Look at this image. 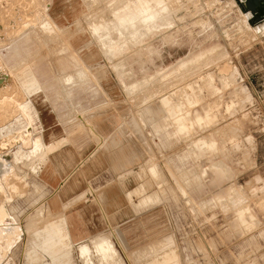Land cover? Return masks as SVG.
Returning <instances> with one entry per match:
<instances>
[{
	"label": "rangeland",
	"instance_id": "obj_1",
	"mask_svg": "<svg viewBox=\"0 0 264 264\" xmlns=\"http://www.w3.org/2000/svg\"><path fill=\"white\" fill-rule=\"evenodd\" d=\"M139 1L0 0V156L12 165L0 174V205L15 229L0 239V264H65L73 248L74 264H87L68 247L72 232L70 243L66 234L54 241L49 259L38 246L44 233L34 234L63 217L70 229L108 235L115 264L172 251L178 264H264L263 6L252 13L246 0H163L167 12L154 23L138 16L120 28L119 15ZM177 107H208L209 117L185 121L189 133L177 134ZM34 140L35 163L19 159L18 147ZM200 141L210 144L204 156ZM216 166L226 179L214 187Z\"/></svg>",
	"mask_w": 264,
	"mask_h": 264
},
{
	"label": "bare ground",
	"instance_id": "obj_2",
	"mask_svg": "<svg viewBox=\"0 0 264 264\" xmlns=\"http://www.w3.org/2000/svg\"><path fill=\"white\" fill-rule=\"evenodd\" d=\"M254 2L255 0H246V3H248V2ZM163 0H141V1H139V3L136 5V7L134 6V7H130V4L131 3H129V5L128 6H126V8H125V6L123 7V11L124 12H122V9H121V12H120V10H119V20H118V18L117 17H115L114 19H115V21H116V18H117V20L118 21H120L121 22V25H120V28H122L121 26H123L124 28L126 27V26H124V24L125 23H128V22H131L132 23V21H133V19L134 18H136V17H144V19H143V21L145 20L147 23H151V21L154 23V21H155V19L158 17V16H161L162 14H165L166 12H165V10H166V6H165V4H163ZM132 5V4H131ZM263 6V9H264V0H260L259 1V3H258V5H257V7L255 8V9H250L249 7H248V9L252 12V13H257L259 10H260V8ZM168 9V8H167ZM118 11V10H117ZM116 13V12H115ZM118 14V13H117ZM117 14H114V15H117ZM118 16V15H117ZM139 17L138 18H136V19H139ZM159 18V17H158ZM157 18V19H158ZM164 18H166V19H168L167 17H164ZM163 18V19H164ZM165 19V20H166ZM140 20H142V19H140ZM136 22H139V21H137L136 20ZM136 22H135V20L133 21V23H135L136 24ZM116 22H114V24H115ZM131 23H128V24H130L131 25ZM146 23V24H147ZM119 24V23H118ZM128 24H126V25H128ZM143 24H144V22H143ZM152 24V23H151ZM129 25V27H134V26H136V25H131L130 26ZM145 25V24H144ZM119 25H117V27H118ZM147 27H148V25H146ZM114 27H116V26H114ZM128 27V26H127ZM126 27V28H127ZM150 27V26H149ZM102 28V27H101ZM119 28V27H118ZM117 28V29H118ZM137 28V27H136ZM99 29V28H98ZM100 30V29H99ZM118 30H120V29H118ZM134 30V29H133ZM141 30V29H140ZM107 43V42H106ZM109 43V42H108ZM110 44H112V48H113V50L114 51H117L118 50V46L116 45V43L115 42H111ZM109 45V44H108ZM217 44H215V43H213V44H211V45H209V46H201L200 48H199V50L197 51V52H195V53H193V54H190L189 56H187V57H185V58H182L178 63H176V64H173V65H169V66H167L166 68H165V71L163 72V73H161L162 75H166V74H168V73H170V72H173V71H175V70H177V69H180V66H185V64H187L186 62H188L190 59H192L193 58V56H196V55H206V53H208V52H211V51H214L216 48H217ZM110 47V46H109ZM221 48V47H220ZM120 49V48H119ZM217 50H219V49H217ZM111 54H112V52H110ZM213 53V52H212ZM118 54V53H117ZM116 54V55H117ZM209 54H211V53H209ZM215 54H216V51H215ZM208 57H210V56H208ZM202 60V59H201ZM191 62V61H190ZM202 62V61H201ZM193 63V62H192ZM198 66V65H197ZM183 68V67H182ZM190 68V67H189ZM195 68V67H194ZM231 68V67H230ZM190 69H192V68H190ZM189 69V70H190ZM199 69V68H198ZM181 70V69H180ZM186 70V69H185ZM160 71V70H159ZM185 72V71H184ZM192 72V71H191ZM208 72V71H207ZM235 72V71H234ZM156 73V72H155ZM188 73V72H187ZM154 74V73H153ZM152 74V75H153ZM157 74V73H156ZM178 74H180V73H178ZM211 74H212V72H211ZM186 75V74H185ZM189 75V74H188ZM210 75V74H209ZM214 75H215V73H214ZM154 76V75H153ZM170 76V75H169ZM175 76V75H174ZM212 76V75H211ZM238 76V75H237ZM206 77H207V75H206ZM230 77V76H229ZM212 78V77H211ZM227 78V77H226ZM153 79V78H152ZM202 79V81H203V78H201ZM205 79V78H204ZM207 79H209V78H206L205 79V81L204 82H206V80ZM214 79V78H213ZM231 79V78H230ZM201 81V82H202ZM210 81H212V80H210ZM229 81H231V80H229ZM228 81V82H229ZM209 82V81H208ZM234 82V81H233ZM196 83V82H195ZM224 83V82H223ZM190 84V83H189ZM197 84V83H196ZM173 85V84H172ZM178 85V84H177ZM188 85V84H187ZM198 85V84H197ZM142 86V85H141ZM169 86V85H168ZM182 86V85H181ZM189 86H191V85H189ZM192 87V86H191ZM197 87V86H196ZM199 87V86H198ZM188 88V87H187ZM200 88V87H199ZM195 89V88H194ZM201 89V88H200ZM245 89V88H244ZM187 90V89H186ZM201 91V90H200ZM214 91V90H213ZM212 91V92H213ZM192 92V91H191ZM194 93H196L195 91H193ZM170 94V93H169ZM194 95V94H193ZM196 95H198V94H196ZM246 95V94H245ZM170 96V95H169ZM240 96V95H239ZM198 97V96H197ZM237 97V96H236ZM187 98H189V99H191L189 96L187 97ZM186 98V99H187ZM194 98H196V97H194ZM199 98V97H198ZM169 99V98H168ZM176 99V98H175ZM185 99V100H186ZM205 99V98H204ZM197 100V99H196ZM199 100V99H198ZM197 100V101H198ZM171 101V100H170ZM170 101L169 100H167V99H165V102H164V104H168V105H170ZM189 101H191V100H189ZM188 101V102H189ZM195 102V101H194ZM173 103V102H172ZM193 103V102H192ZM199 103V102H198ZM239 103V102H238ZM183 105V104H182ZM193 105H195V104H193ZM192 105V106H193ZM208 105H210V104H208ZM218 105V104H217ZM229 105V104H228ZM171 106V105H170ZM196 106V105H195ZM214 106V105H213ZM233 106V105H232ZM165 107V106H164ZM164 107H163V109H164ZM173 107V106H172ZM182 107V106H181ZM181 107H177L178 108V110L176 111V110H174V111H176L175 113H173L172 112V109H170V114H171V116H172V118H175V122L177 123V129H175L176 130V132H177V134H179V132H186V129H187V127H188V125L187 124H185V121H188L189 123L188 124H193L194 122H200V124H202L201 123V121H203L204 119H206V118H208L209 117V113H208V111L206 110V109H208V107L207 108H205V107H203V109H202V111H200V110H191V111H187L189 108H187V110H183ZM194 107V106H193ZM211 107V106H210ZM185 108V107H184ZM211 109V108H210ZM166 114V113H165ZM210 114H211V112H210ZM169 116V115H168ZM216 116V115H215ZM194 119L196 120V121H194ZM171 120V119H170ZM174 121V120H173ZM207 121H209V120H207ZM187 123V122H186ZM209 123V122H208ZM207 123V124H208ZM195 124V123H194ZM193 124V125H194ZM199 124V125H200ZM120 125V124H119ZM192 125V126H193ZM206 125V124H205ZM176 126V125H175ZM200 127H202V126H200ZM189 128V127H188ZM192 128V127H191ZM191 128H189V130H188V133H189V131H190V129ZM211 128V127H210ZM126 131V130H125ZM187 133V132H186ZM98 140V139H97ZM96 140V141H97ZM212 140V139H211ZM210 140V141H211ZM213 141V140H212ZM138 142V141H137ZM216 142V141H215ZM214 142V144H216ZM104 143V142H103ZM21 144H24V143H21ZM45 144V143H44ZM43 144V145H44ZM134 144V143H133ZM201 144V145H200ZM200 147H199V149L200 150H202L203 151V153H200V156H204L208 151H207V148L210 146V144L207 142V141H200ZM217 145V144H216ZM38 146H41V145H39L38 144V141L37 140H34L33 142H32V145L30 146V148L27 150V149H25V148H23L22 146H20V147H18V151H16L15 153H18V155L17 154H15V155H17L18 156V158L19 159H22L23 157H24V155L25 156H27V159L28 158H30L29 156H31L32 154H35L36 152L38 153V154H36V155H38L39 156V152L38 151H36L37 149H38ZM45 146V145H44ZM49 146H50V144H49ZM102 146V145H101ZM128 146V145H127ZM196 146V145H195ZM206 147V150H204L202 147ZM212 146V145H211ZM123 147V146H122ZM43 148V147H42ZM114 148V147H113ZM212 148V147H211ZM48 149V148H47ZM130 149V148H129ZM196 149H197V147H196ZM198 149V150H199ZM39 150V149H38ZM44 150H45V148H44ZM121 150V149H120ZM98 151V150H97ZM124 151V150H123ZM197 151V150H196ZM121 152V151H120ZM130 152H131V150H130ZM123 154V153H122ZM127 154V153H126ZM125 154V155H126ZM14 155V154H13ZM35 155V156H36ZM41 155V154H40ZM124 155V154H123ZM124 155V156H125ZM9 156H10V154H5V155H3V156H0V174L1 175H7V176H9L8 174H10V166H12L11 164H9L10 162L8 161L9 159ZM21 156H23L22 158H21ZM32 156H34V155H32ZM31 156V157H32ZM34 156V157H35ZM109 156V155H108ZM117 156V155H116ZM122 156V155H121ZM124 156H123V158H124ZM8 157V158H7ZM33 157V158H34ZM15 158V157H14ZM13 158V159H14ZM115 158V157H114ZM120 158V157H119ZM118 158V160H120ZM25 159V158H24ZM23 159V162L25 161ZM38 159V158H37ZM29 160V159H28ZM30 160L32 161V159L30 158ZM34 160V159H33ZM44 160V159H43ZM116 160V159H115ZM117 160V161H118ZM14 161V160H13ZM15 161H17V160H15ZM35 161H36V157H35V160H34V163H35ZM18 162V161H17ZM17 162H16V164H17ZM23 162H21V163H19V164H23ZM40 162V161H39ZM83 162H85V161H83ZM15 163V162H14ZM25 163V162H24ZM28 163V164H27ZM33 163V164H34ZM42 163H43V161H42ZM26 164H27V166L29 165V161H27L26 162ZM26 164H24V165H26ZM31 164H32V162H31ZM30 164V165H31ZM37 164H38V162H37ZM37 164H36V166H37ZM79 164V163H78ZM41 165V164H40ZM39 165V166H40ZM222 165V164H221ZM34 166V165H33ZM219 166V165H218ZM218 166H216L215 168H214V176L210 179V185L211 186H218V185H221L224 181H225V176H226V173L224 174V170H222L220 167H218ZM30 167H32V166H30ZM117 167H119V165L117 166ZM32 168H35V166L34 167H32ZM31 168V171L33 170ZM38 168V167H37ZM37 168H35V170L37 171ZM42 168H43V165H42ZM120 168V167H119ZM123 169H125L124 167H122ZM41 169V168H40ZM39 170V169H38ZM143 170V169H142ZM11 171H14V170H11ZM41 171V170H40ZM39 171V172H40ZM120 171V170H119ZM148 171V170H147ZM33 172H35V171H33ZM129 173V172H128ZM140 173H141V171H140ZM143 173V172H142ZM141 173V174H142ZM151 173L153 174H155V169H152L151 170ZM203 173V172H202ZM34 174V173H33ZM40 174V173H39ZM124 174V173H123ZM126 174H127V172H126ZM138 174V173H137ZM144 174V173H143ZM36 175V174H35ZM72 175V174H71ZM129 175V174H128ZM151 175V174H150ZM1 177V176H0ZM140 177V176H139ZM158 177V176H157ZM5 178H7V177H5ZM4 178V179H5ZM70 178V177H69ZM159 178V177H158ZM1 180H2V178H0ZM124 179V178H123ZM152 179V178H151ZM66 181V179L64 180V181H62L61 183H60V185H63L64 184V182ZM67 181H68V179H67ZM66 181V182H67ZM143 185V184H142ZM155 185V184H154ZM156 186V185H155ZM63 187V186H62ZM142 187V186H141ZM61 189V188H60ZM144 189L146 190L147 188H146V185H145V187H144ZM232 189V188H231ZM2 190V188L0 187V191ZM139 190V189H138ZM138 190H137V192H138ZM141 191V190H140ZM139 191V192H140ZM134 192V191H133ZM130 193V192H129ZM132 193V192H131ZM135 193V192H134ZM153 193V192H152ZM151 193V194H152ZM137 194V193H136ZM140 194V193H139ZM151 194H150V196H148L147 198H145V199H142V207L144 206V205H146V204H148L149 205V203H151V202H153V198H152V196H151ZM79 196V195H78ZM128 196H130L129 194H128ZM84 197V196H83ZM131 197V196H130ZM76 198V197H75ZM73 200H74V198H73ZM129 200V199H128ZM159 201V200H158ZM69 202V201H68ZM85 202V201H84ZM141 203L139 204L140 206H141ZM64 204V203H63ZM62 205V204H61ZM66 205V204H65ZM151 205V204H150ZM98 206H100V205H98ZM264 206V205H263ZM63 207H64V205H63ZM67 207V206H66ZM139 207V206H138ZM43 208V207H42ZM65 208V207H64ZM97 208V207H96ZM7 207L5 208V205H0V239H3V238H5L6 236L7 237H9L10 235H12V234H14V232H15V229L14 228H12V226H10L9 224H6L5 223V218L7 217V215H9L8 214V212H7ZM66 209V208H65ZM92 209V208H91ZM99 209H101V208H99ZM68 210H69V206H68ZM74 210V209H73ZM83 210V209H82ZM41 211V210H40ZM250 211V209L249 210H247L246 211V209L245 210H241L240 212H239V221L241 222V223H243V222H245L246 221V217H245V212H249ZM71 212V211H70ZM69 212V213H70ZM77 213V212H76ZM101 213H102V210H101ZM139 213V212H138ZM71 214V213H70ZM82 214V213H81ZM103 214V213H102ZM249 214V213H248ZM247 214V215H248ZM251 214V213H250ZM84 215V214H83ZM63 216V215H62ZM71 216V215H70ZM77 216V215H76ZM90 216H91V214H90ZM95 216V215H94ZM10 217V216H9ZM35 217V216H34ZM78 217V216H77ZM104 217H105V215H104ZM238 217V216H237ZM11 218H13V217H11ZM15 218V217H14ZM37 218V217H36ZM68 218H69V216H68ZM48 219V218H47ZM75 219H76V217H75ZM79 219V218H78ZM81 219V218H80ZM86 219V218H85ZM252 219H254V218H252ZM104 220H105V218H104ZM255 220V219H254ZM9 221V220H8ZM15 221V220H14ZM51 221V220H50ZM71 221H73V220H71ZM87 221V220H86ZM108 222V221H107ZM107 222H105V223H107ZM253 222V221H252ZM74 223V222H73ZM84 223V222H83ZM86 223V222H85ZM250 223V222H249ZM76 224V223H75ZM108 224V223H107ZM106 224V225H107ZM248 224V223H247ZM14 225V224H13ZM82 225V224H81ZM245 225H246V223H245ZM15 226V225H14ZM16 226H18V225H16ZM20 226V225H19ZM240 226H242V225H240ZM75 227H77V226H75ZM107 227H109V226H107ZM43 228V227H42ZM18 229H19V227H18ZM97 229V228H96ZM71 230L72 229H70V227H69V224H68V221L66 220V219H64V217H63V219H62V221H61V223H59V224H54V222H52L51 221V223L49 222V223H47V225H46V227L44 226V228H43V230H39V232L38 233H35L34 235L35 236H40V235H42L43 233H44V237L42 238L41 236H40V238H42V239H40L41 241L40 242H42V240H44L43 242H42V244H40L39 245V241H38V239H37V237H36V239H37V241L39 242H37V244H38V246H41L42 245V249H43V254H45L46 255V257L49 259L50 257H51V255L53 254V251H54V247H55V244H54V241L55 240H58V243L57 244H59V239H60V237H62V235L61 234H66L65 236H64V238H66L67 237V240H66V242L68 243L69 242V239H70V232H71ZM19 231V230H18ZM80 231V230H79ZM244 231V230H243ZM21 232V231H20ZM24 232V231H23ZM81 233V232H80ZM111 233V232H110ZM99 234H101V233H98L97 234V236H94V237H91L90 239H77L76 237H75V239H74V237H73V241L71 240L70 242H73V243H70V245H68V247H71L72 248V246H75V245H77L76 247L78 248H76L77 249V252H78V254H79V256L81 257V260L84 258L85 260V262H86V260H87V262L89 263V261H88V259L91 257V258H93L94 256L97 258H95L96 260H97V262H98V260H99V263H103V264H115V263H118L117 262V260L118 259H116L117 258V255H118V253H117V251L118 250H116L115 249V247H114V245H113V243H112V241L110 240V238H108L109 236L108 235H99ZM16 235H18V233L16 234ZM22 236V235H21ZM35 236H33L34 238H35ZM73 236V235H72ZM108 236V237H107ZM18 237H20L19 235H18ZM117 237V236H116ZM11 238V237H10ZM22 238V237H21ZM39 238V237H38ZM115 238V237H114ZM13 239V238H12ZM72 239V238H71ZM34 242H36V241H34ZM115 242H116V240H115ZM6 243V242H5ZM154 243V242H153ZM163 244V243H162ZM161 244V245H162ZM2 245V244H1ZM9 245H11V243H9ZM120 245V244H119ZM160 245V244H159ZM35 246H36V243H35ZM38 246H36V247H38ZM163 246V245H162ZM151 247V246H150ZM156 247V246H155ZM157 247H158V245H157ZM156 247V248H157ZM161 247V246H160ZM35 248V247H34ZM39 248V247H38ZM144 248V247H143ZM30 249V248H29ZM34 250H37V248L36 249H34ZM41 250V249H40ZM73 251H72V253L70 254V255H68L67 256V259H68V261H66V260H64L63 262L65 263V264H74V258H73V252H74V248L72 249ZM168 250V249H167ZM170 250H172V249H169V251ZM175 250V249H174ZM33 251V250H32ZM147 251V250H146ZM168 251V252H169ZM30 252V251H29ZM162 252V251H161ZM165 252V251H164ZM28 253V252H27ZM32 253H34V254H36L35 252H32ZM76 253V252H75ZM120 253V252H119ZM146 253H148V252H146ZM170 253V252H169ZM29 254V257L28 258H30V260H32V261H34V260H36V259H34L33 257H31V252L30 253H28ZM153 254V253H152ZM174 253H173V251H172V253L171 254H165L164 256H160L159 258H161V260L159 259V260H153L154 262H148V264H178L177 262H178V260H177V262L175 261V257H177V256H174L173 255ZM134 255V254H133ZM137 255V254H136ZM162 255V254H161ZM34 256V255H33ZM98 256V257H97ZM139 256V255H138ZM143 256V255H142ZM34 260H33V259ZM37 258V257H36ZM69 258H70V260H69ZM134 258H135V256H134ZM145 258V257H144ZM40 259V258H39ZM94 259V260H95ZM120 259V258H119ZM136 259V258H135ZM156 259V258H155ZM11 260V259H10ZM29 260V261H30ZM80 260V261H81ZM93 260V259H92ZM116 260V261H115ZM2 261V256H1V252H0V262ZM5 261H8V260H5ZM28 261V260H27ZM28 261V262H29ZM31 261V262H32ZM37 261V260H36ZM83 261V262H84ZM137 261V260H136ZM146 261V260H145ZM28 262H26V263H28ZM86 262V263H87ZM92 262V261H91ZM94 262V261H93ZM2 263V262H1ZM4 263H6V262H4ZM11 264L13 263V262H10ZM82 263V262H81ZM87 263V264H88ZM98 263V264H99ZM141 263V262H140ZM29 264H30V262H29ZM32 264V263H31ZM42 264H51V262H49V261H47L46 260V262L44 261ZM84 264V263H83ZM90 264V263H89ZM95 264V263H94Z\"/></svg>",
	"mask_w": 264,
	"mask_h": 264
},
{
	"label": "crops",
	"instance_id": "obj_3",
	"mask_svg": "<svg viewBox=\"0 0 264 264\" xmlns=\"http://www.w3.org/2000/svg\"><path fill=\"white\" fill-rule=\"evenodd\" d=\"M59 160V157H57L56 158V161H58ZM55 161V162H56ZM54 163V162H53ZM52 163V164H53ZM57 164V163H56ZM50 171V170H49ZM48 171V172H49ZM47 172V173H48ZM71 232H72V235H73V237H76L77 239L79 238V239H90L91 237H94V235H95V233L94 232H92V231H87V232H83V231H81V233L77 230V229H72L71 230Z\"/></svg>",
	"mask_w": 264,
	"mask_h": 264
},
{
	"label": "water",
	"instance_id": "obj_4",
	"mask_svg": "<svg viewBox=\"0 0 264 264\" xmlns=\"http://www.w3.org/2000/svg\"><path fill=\"white\" fill-rule=\"evenodd\" d=\"M259 1H260V0H255L254 2H250V1H249V2L247 3V5H248V7H249L250 9H255V8L257 7Z\"/></svg>",
	"mask_w": 264,
	"mask_h": 264
}]
</instances>
